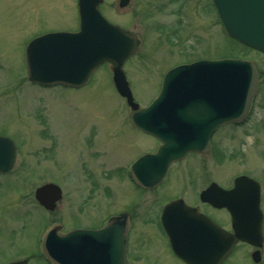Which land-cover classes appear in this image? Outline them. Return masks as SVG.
<instances>
[{
    "label": "rangeland",
    "instance_id": "obj_1",
    "mask_svg": "<svg viewBox=\"0 0 264 264\" xmlns=\"http://www.w3.org/2000/svg\"><path fill=\"white\" fill-rule=\"evenodd\" d=\"M73 1L0 0V133L17 145L14 166L0 174V258L38 250L42 234L54 224L63 231L94 228L127 209L136 213L130 229L134 263L179 264L162 233L153 230L151 219L161 198L180 196L194 203L195 194L210 181L227 187L236 175L245 174L260 183L264 202V55L228 37L209 8L210 0H130L123 8L118 0L102 1L104 16L140 39L124 64L139 107L157 95L164 71L176 64L240 57L255 63L258 72L248 118L222 125L208 153L188 155L173 166L163 186L138 193L120 174L149 142L129 131L130 109L114 87L110 66H99L78 89L44 88L27 80L23 42L47 29L74 30ZM90 138L94 143L89 145ZM48 182L62 190L53 211L41 208L33 197L34 189ZM30 262L49 264L39 258ZM225 264L250 263L239 247Z\"/></svg>",
    "mask_w": 264,
    "mask_h": 264
},
{
    "label": "water",
    "instance_id": "obj_2",
    "mask_svg": "<svg viewBox=\"0 0 264 264\" xmlns=\"http://www.w3.org/2000/svg\"><path fill=\"white\" fill-rule=\"evenodd\" d=\"M128 1L119 0V6ZM99 2L79 0L77 32L49 33L30 42L26 52L28 78L41 85L78 87L100 64L110 63L114 85L132 110L131 123L162 142L154 154L142 156L131 167L137 183L152 188L171 162L183 158L187 152H207L209 137L218 125L246 117L257 89L256 68L251 61L231 58L178 65L166 72L152 103L138 109L122 66L135 52L139 39L133 32L107 21L97 8ZM214 3L228 35L264 54V0H214ZM14 159L13 142L0 136V172L9 170ZM234 182L229 190L213 183L201 193L203 200L231 211L234 234L212 224L181 200L164 207V228L182 235L180 240H172V248L188 264H219L235 239L259 242V217L247 221L259 214V185L247 176H238ZM35 198L45 208L53 209L61 198V189L52 183L44 184L36 189ZM173 207L181 208L172 216L174 221L169 219ZM127 224V215L122 213L109 217L98 229L62 232L61 225H54L43 236L44 255L52 264H129ZM207 230L214 236H206Z\"/></svg>",
    "mask_w": 264,
    "mask_h": 264
},
{
    "label": "flooded vegetation",
    "instance_id": "obj_3",
    "mask_svg": "<svg viewBox=\"0 0 264 264\" xmlns=\"http://www.w3.org/2000/svg\"><path fill=\"white\" fill-rule=\"evenodd\" d=\"M73 6H74V11L75 12H74L73 17H71V19L74 20V22L72 23L74 25L75 24V19H77V21H78L77 0L73 1ZM209 8L211 9V12L214 15H216L217 20L219 21V16H218V13H217L214 5H213L212 0H210ZM73 28H74V30H55V31H71V32H73V31H76L78 29V24H77V26H74ZM53 31L54 30L47 29L44 32L33 33L31 36L26 38V40L23 42V45H22L21 54L24 53L26 44H27V42L30 39L38 37V36H40V35H42L44 33L53 32ZM129 128H130L129 131L136 132V133H139V134L145 136L147 138L145 140H147L149 143L145 142V141H143V142L144 143H148L149 147L146 148V151L140 153L135 159H133L130 163H128L125 166V169L123 171L121 170L120 178L122 180L123 177L126 175V178L128 180L127 183L131 184V188L133 189V191L138 192V193H140L142 191L157 190L161 186H163V184L166 181L168 175L170 174L173 166L183 162V160L171 164L169 166L167 172H166V175L162 179L161 183L158 184L157 186H155V187H153L151 189H146V188H143V187L139 186V184H137V182L135 181V179L131 175L130 166L140 156H142L144 154H147V153L154 152L156 150V148L158 147V145L160 144V141L155 136L143 133L139 129L134 128L131 125H129ZM92 143H94V140H91V138H90L89 145L92 144ZM231 186H232V183H231V185L228 184V186L226 188H229ZM199 193L200 192L195 194L194 203H188L184 198H182L180 196H170V197H166V198H161L160 202H159L160 205H158V207L155 209V212L153 214V218L151 219L152 223H153V225H152L153 226V230L154 229H158L160 234L162 233L163 237L166 240V244L168 246V250L170 251V254L176 259V261L179 264H188V263L175 253V251L172 248V240L173 239H179L180 240L182 238V235H181V233L179 231H174V233L173 232H168L164 228L162 223H161V214H162V211H163V207H164V205L166 203H168V202H170L172 200L182 199L185 203H187L191 207H194L199 213L205 215L211 222H213L212 224L215 223L216 225L222 227L226 231L233 232V222H232L233 217H232L231 212L229 210L225 209V208L215 207L213 204H211V203H209L207 201H201L200 198H199ZM246 194H249V193H246ZM263 203H264L263 202V192L261 190V185H260V195H259V204L258 205H259V208H260V232H261V238H260L259 242L258 243H252L251 241H249V242L236 241L235 244H234V247L231 250V252L229 253V255L220 264H225L230 258H232L239 247H243L245 257L247 258V260L249 261L250 264H264V207H263ZM233 207H235V205ZM171 210H173V211L169 212V214H171V215L178 214V212H180L177 209L176 210L175 209H171ZM120 213H125L128 216L127 241H126V257H127L128 261H129V264H135L133 259H132V257H131V251H130V232H131L130 229L135 223L134 216L136 215V213H135L134 210L125 209V210H122L120 212L112 213L110 215H115V214H120ZM110 215H108V216H110ZM169 219L172 220V221L175 220V218L172 217V216H170ZM252 220H253V218H251V217L247 218L248 222H250ZM205 235L213 237L214 233L209 231V230H207V231H205ZM34 247H35V244H34ZM31 250H29V251H31ZM255 252H256V254H255ZM37 258L43 259V253H42L41 245H39V249L38 250L34 249V251L29 252L28 255L20 256V258L13 257V253H9V254L5 253L0 258V264H8L10 262L19 261V260H23V259L27 260L26 264H30L31 260L37 259Z\"/></svg>",
    "mask_w": 264,
    "mask_h": 264
},
{
    "label": "bare ground",
    "instance_id": "obj_4",
    "mask_svg": "<svg viewBox=\"0 0 264 264\" xmlns=\"http://www.w3.org/2000/svg\"><path fill=\"white\" fill-rule=\"evenodd\" d=\"M198 114H200V113H191L190 115L196 116Z\"/></svg>",
    "mask_w": 264,
    "mask_h": 264
}]
</instances>
